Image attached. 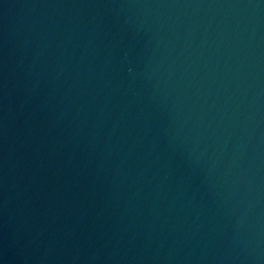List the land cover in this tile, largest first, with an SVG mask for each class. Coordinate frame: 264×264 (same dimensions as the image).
I'll return each mask as SVG.
<instances>
[{"label": "water", "instance_id": "1", "mask_svg": "<svg viewBox=\"0 0 264 264\" xmlns=\"http://www.w3.org/2000/svg\"><path fill=\"white\" fill-rule=\"evenodd\" d=\"M0 264H264V0H0Z\"/></svg>", "mask_w": 264, "mask_h": 264}]
</instances>
